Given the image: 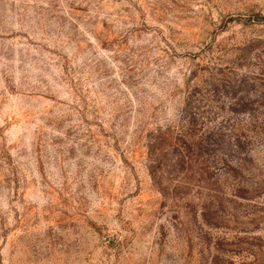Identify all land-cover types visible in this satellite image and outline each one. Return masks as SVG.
I'll use <instances>...</instances> for the list:
<instances>
[{
  "label": "rangeland",
  "instance_id": "rangeland-1",
  "mask_svg": "<svg viewBox=\"0 0 264 264\" xmlns=\"http://www.w3.org/2000/svg\"><path fill=\"white\" fill-rule=\"evenodd\" d=\"M0 264H264V0H0Z\"/></svg>",
  "mask_w": 264,
  "mask_h": 264
},
{
  "label": "trees",
  "instance_id": "trees-1",
  "mask_svg": "<svg viewBox=\"0 0 264 264\" xmlns=\"http://www.w3.org/2000/svg\"><path fill=\"white\" fill-rule=\"evenodd\" d=\"M214 134H219L220 133V129L217 128L216 130L213 131ZM220 139V138H219ZM219 139L214 140L212 142H208L209 146L213 147L214 150V159L216 160V162H220L222 164H224L227 160L228 155L230 154V152H235V153H241L244 158L240 159V162H237V166L239 168L242 167V162L243 160H245V156L247 154V152H244V142L241 141V138L236 137L235 139H233V141H229V147L225 148L223 147L221 144V142H219ZM212 189V197L216 200L217 198H219L220 196H222L223 191L219 188H217V186H215ZM240 189H241V185L239 184V181L236 182L235 186H233V188L231 189L233 194L235 196L240 197Z\"/></svg>",
  "mask_w": 264,
  "mask_h": 264
}]
</instances>
